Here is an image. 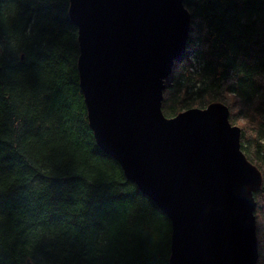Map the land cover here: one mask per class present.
Listing matches in <instances>:
<instances>
[{
    "label": "trees",
    "instance_id": "trees-1",
    "mask_svg": "<svg viewBox=\"0 0 264 264\" xmlns=\"http://www.w3.org/2000/svg\"><path fill=\"white\" fill-rule=\"evenodd\" d=\"M183 4L186 50L161 109L228 107L262 177L253 213L264 264V0ZM68 9L69 0H0V264H169V218L89 127Z\"/></svg>",
    "mask_w": 264,
    "mask_h": 264
},
{
    "label": "water",
    "instance_id": "water-1",
    "mask_svg": "<svg viewBox=\"0 0 264 264\" xmlns=\"http://www.w3.org/2000/svg\"><path fill=\"white\" fill-rule=\"evenodd\" d=\"M68 15L89 127L169 218V264H256L253 192L262 177L228 107L211 102L172 117L161 109L186 50L183 0H69Z\"/></svg>",
    "mask_w": 264,
    "mask_h": 264
},
{
    "label": "rangeland",
    "instance_id": "rangeland-1",
    "mask_svg": "<svg viewBox=\"0 0 264 264\" xmlns=\"http://www.w3.org/2000/svg\"><path fill=\"white\" fill-rule=\"evenodd\" d=\"M233 125H237V124H233ZM238 126V125H237Z\"/></svg>",
    "mask_w": 264,
    "mask_h": 264
}]
</instances>
